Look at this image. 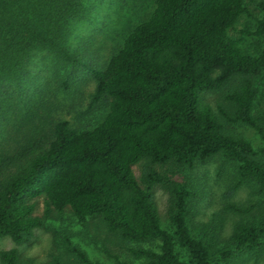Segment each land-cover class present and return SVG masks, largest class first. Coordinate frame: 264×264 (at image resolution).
I'll use <instances>...</instances> for the list:
<instances>
[{"label": "trees", "instance_id": "obj_1", "mask_svg": "<svg viewBox=\"0 0 264 264\" xmlns=\"http://www.w3.org/2000/svg\"><path fill=\"white\" fill-rule=\"evenodd\" d=\"M85 0H0V81L26 75L31 52L47 49L71 58L69 22L88 15ZM251 42L227 29L247 12L244 0H155L150 16L125 37L103 68L90 67L95 88L89 109L107 106L91 129L54 123L46 146L0 164V238L27 241L41 218L31 199L43 196L58 212L69 206L76 219L100 216L107 229L134 242L159 240V250L132 247L141 264H217L231 255L188 231L187 185L161 175L150 163L191 166L221 153L238 163L241 184L264 190V148L228 131L225 123H246L264 140V112L256 110L255 77L264 73V0ZM222 90L223 120L202 99ZM148 160L141 186L132 164ZM163 184L170 194L169 223L160 225L151 191ZM240 209L236 205H229ZM238 248L264 245V201L259 221H238ZM84 262L87 257L76 247ZM213 252H216L217 258ZM0 264H25L16 247L0 250ZM120 264H132L122 261Z\"/></svg>", "mask_w": 264, "mask_h": 264}, {"label": "rangeland", "instance_id": "obj_2", "mask_svg": "<svg viewBox=\"0 0 264 264\" xmlns=\"http://www.w3.org/2000/svg\"><path fill=\"white\" fill-rule=\"evenodd\" d=\"M155 0H85L88 15L69 22L67 39L71 58L59 60L47 49L34 50L25 62L26 75L15 80L0 81V164L5 159H18L37 152L47 145L55 122L66 120L75 129H91L108 111L107 106L89 109L95 79L90 67L103 68L110 56L122 45L127 34L146 20ZM263 0H244L247 12L227 29L233 39L252 41L247 32L254 30L257 18L262 16L259 3ZM258 88L256 110L264 112V73L256 76ZM207 102L223 120L218 107L224 104L222 90L205 91ZM224 121V120H223ZM225 128L248 139L255 149L264 148V140L246 123H225ZM148 160L142 158L132 164V170L141 186L142 173ZM155 171L177 182H183L191 192L188 198L189 214L186 224L189 233L213 246V251L227 247L231 255L217 264H264V245L255 248L236 247L232 233L238 221H259L264 190L253 180L236 184L238 163L221 153L207 161H194L191 166H178L172 161L150 163ZM160 225L172 231L169 223L170 194L163 184L151 188ZM34 202V214L42 222L25 242L14 243L10 237L0 238V250L16 247L25 264H120L126 261L141 264L132 247L142 246L159 250V240L134 242L124 239L117 231L107 229L104 220L96 215L79 222L69 206L62 212L46 207L43 196ZM229 205H236L235 209ZM85 253L87 262L73 250ZM215 259L216 252H213Z\"/></svg>", "mask_w": 264, "mask_h": 264}]
</instances>
